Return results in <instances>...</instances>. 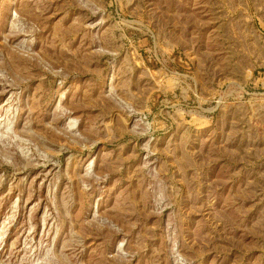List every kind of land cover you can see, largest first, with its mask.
<instances>
[{
    "label": "rangeland",
    "instance_id": "obj_1",
    "mask_svg": "<svg viewBox=\"0 0 264 264\" xmlns=\"http://www.w3.org/2000/svg\"><path fill=\"white\" fill-rule=\"evenodd\" d=\"M0 264H264V0H0Z\"/></svg>",
    "mask_w": 264,
    "mask_h": 264
}]
</instances>
